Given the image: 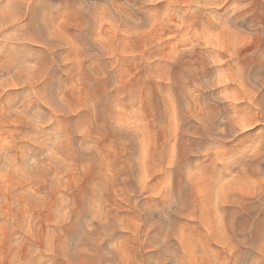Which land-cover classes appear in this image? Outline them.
I'll return each instance as SVG.
<instances>
[{"label": "rangeland", "instance_id": "374dc122", "mask_svg": "<svg viewBox=\"0 0 264 264\" xmlns=\"http://www.w3.org/2000/svg\"><path fill=\"white\" fill-rule=\"evenodd\" d=\"M260 186L264 0H0V264L263 263Z\"/></svg>", "mask_w": 264, "mask_h": 264}, {"label": "bare ground", "instance_id": "6f19581e", "mask_svg": "<svg viewBox=\"0 0 264 264\" xmlns=\"http://www.w3.org/2000/svg\"><path fill=\"white\" fill-rule=\"evenodd\" d=\"M263 82V81H262ZM244 169V168H243ZM245 171V170H244ZM245 184V183H244ZM246 184H248V183H246ZM245 184V185H246ZM256 184V183H255ZM263 184V183H262ZM244 185V186H245ZM252 185H253V183H252ZM259 186V185H258ZM248 187V186H247ZM263 188H264V186H262ZM261 186L258 188V189H256V190H259L260 188H262ZM246 188V187H245ZM262 188V189H263ZM243 190V189H242ZM262 191V190H261ZM244 192V191H243ZM249 192V191H248ZM247 192V193H248ZM261 193V192H260ZM260 193H259V195H260ZM242 194V193H241ZM256 194V193H255ZM263 194V193H262ZM261 194V195H262ZM247 195V194H246ZM261 195L260 196H258L257 194H256V196L257 197H261ZM243 197V196H242ZM255 197V196H254ZM261 198H263V196L261 197ZM243 199H244V197H243ZM255 199H256V197H255ZM254 199V200H255ZM260 199V198H259ZM258 198H257V200H259ZM264 199V198H263ZM246 200H247V198H246ZM243 201V200H242ZM242 201H240L241 202V204L243 203ZM261 201H262V199H261ZM264 201V200H263ZM245 203H247V201L245 202V200H244V204ZM262 204V203H261ZM257 205V204H256ZM260 204H258V206H259ZM243 206H245V205H243ZM253 206H254V204H253ZM260 206H262V205H260ZM264 206V205H263ZM248 207V204L246 205V208ZM250 207V206H249ZM256 208H257V206H255ZM253 209H254V207H252ZM260 208V207H259ZM261 208H263V207H261ZM260 208V209H261ZM245 209V208H244ZM247 209H249V208H247ZM250 209H251V207H250ZM253 209H251V210H253ZM256 210V209H255ZM262 211H264V209H261ZM261 210H259V209H257V211L259 212V211H261ZM250 211V210H249ZM247 212V211H246ZM254 212V211H253ZM252 211L251 212H249V213H253ZM248 213V212H247ZM254 213H256V214H245V215H247V218H245V219H250L254 224L256 223L257 225H259V227L261 226V224L263 225L264 224V222H263V214H264V212L262 213L261 212V214H258L257 212H254ZM229 215L230 214H226V219H225V221L226 222H224V220H223V224H225V234H223L224 232V229H223V236H222V238H221V234L220 235H218V236H220V238H221V243L220 244H222V246H223V248H224V250H223V253H221V254H224L223 255V257H220L221 259H222V261L223 262H221L222 264H263L264 263V261L263 260H261V261H263V263H259V260L257 259H255V255L256 254H258V253H260V250L261 249H259V252H257V250L255 249L256 247H255V245H256V243H259L260 241H256V239L259 237V236H262V234L260 235L259 234V236L257 235V234H255L256 236H258L257 238H253V237H249V238H245V237H240V235L243 233V234H245L246 232H244L243 230H242V227H241V224L243 225V223H241L239 220H241V219H239V217H238V215L239 214H237L235 217H236V221L234 220V218H232L234 221H233V223H232V219H230L231 217H232V215L234 216L235 214H232L231 215V217L229 218ZM243 215V214H242ZM241 215V216H242ZM225 216V215H224ZM243 217H245V216H243ZM225 218V217H224ZM244 221V220H243ZM247 221V220H246ZM241 223V224H240ZM244 223H245V221H244ZM247 223H249L248 221H247ZM251 223V222H250ZM249 223V224H250ZM248 224V225H249ZM255 224V225H256ZM245 225V228H246V224H244ZM257 225H256V227H257ZM224 226V225H223ZM251 226V225H250ZM249 226V228H251ZM254 225H252V227H253ZM244 227V226H243ZM258 227V228H259ZM248 228V227H247ZM246 228V229H247ZM245 229V230H246ZM254 229V228H253ZM256 229V228H255ZM249 230V229H248ZM260 230H261V228H260ZM263 231H264V229H263ZM263 231H261L262 233H263ZM250 232H251V230H250ZM257 232H260V231H257ZM260 232V233H261ZM249 232H247V234H248ZM254 233H256L255 231H254ZM253 233V234H254ZM254 235V236H255ZM242 236V235H241ZM250 236H252L251 234H250ZM247 237V236H246ZM262 238H264V236L262 237ZM258 240H261V238L260 239H258ZM262 240H264V239H262ZM220 241V240H219ZM264 242V241H263ZM264 243H262V245H263ZM257 246V245H256ZM258 248V247H257ZM214 250V249H213ZM212 250V251H213ZM221 250V251H222ZM212 251H210V252H212ZM262 251V250H261ZM215 252V251H214ZM213 252V254H215V256H216V253H214ZM212 253H211V255H213ZM208 255H210V253L208 254ZM259 255V254H258ZM258 255H256V256H258ZM264 255V254H263ZM222 256V255H221ZM211 257V256H210ZM209 257V258H210ZM212 258V257H211ZM216 258V257H215ZM219 258V257H218ZM250 258H254V260L252 261V259H250ZM217 259V258H216ZM264 259V258H263ZM209 260V259H208ZM212 260H213V258H212ZM212 260H210V261H212ZM219 260V259H218ZM217 260V261H218ZM210 261H208L209 262V264H212V262H210ZM216 261V260H215ZM221 261V260H220ZM220 261L218 262V263H220ZM249 261H252V262H249ZM260 261V262H261ZM216 263V262H215ZM217 263V264H218ZM220 263V264H221ZM208 264V263H207Z\"/></svg>", "mask_w": 264, "mask_h": 264}]
</instances>
